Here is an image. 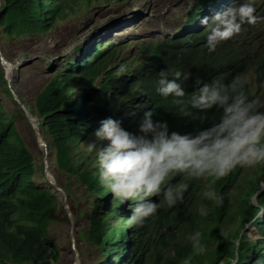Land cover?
I'll return each mask as SVG.
<instances>
[{"label": "clouds", "instance_id": "1", "mask_svg": "<svg viewBox=\"0 0 264 264\" xmlns=\"http://www.w3.org/2000/svg\"><path fill=\"white\" fill-rule=\"evenodd\" d=\"M133 1L136 0H130ZM188 1L192 9L195 0ZM255 2H203L202 10L197 12L191 25L185 24L190 9L179 27L170 34L144 42L158 43V47L169 56L166 58L171 65L158 72L151 88L136 91L133 96L138 104L135 108L141 111V117L132 115L126 122L104 118L84 141L91 137L94 139L87 144L82 143L85 150L94 153L95 157L93 162L86 163L87 172L96 173L104 201L107 191L110 201H120L122 220L127 219L129 226L142 225L147 218L154 216L157 208L169 205L177 211H172L175 216L173 220L168 213L164 231L183 227H172L178 222L176 213L183 211L177 203L194 180H198L196 195H184L186 201L190 200L187 220L191 215L207 216L210 207L221 211L228 198H231L233 213L239 200L231 196L230 191L237 188L236 197H240L248 191L249 179L264 175V167L260 166L264 163V110L258 105V99L264 95V17ZM109 27L114 28L113 25ZM109 33L88 36L81 45L85 49H95L94 45L98 43L107 46V43L113 42L111 37H106ZM90 37L92 39L87 41ZM123 41L130 43V40L119 42ZM137 45L131 44L130 47ZM77 47L71 52L74 57L71 53L65 57L64 67L69 66L68 58L77 61L82 56L77 52ZM130 47L124 50L123 59L128 57ZM2 56L8 59L4 54ZM7 61L13 64L9 59ZM123 62L113 60L111 65L116 67L119 64L118 68ZM13 65L16 69L17 65ZM19 68L22 65L14 69L15 72ZM78 89H75V103L79 104ZM16 94L21 97L18 92ZM82 94V108L73 118L76 122L83 112ZM69 100L67 95L64 100L65 117L66 121L72 123L68 120ZM153 103L164 108L161 119L154 117L151 109ZM170 106L175 108L173 119L180 131L169 126ZM29 115L32 114L28 110V119ZM184 117L187 118L186 123L182 119ZM190 127H193L191 131L182 132ZM254 165H258L259 169L252 176L241 174L243 167ZM179 177L181 179L176 182ZM259 184V188L249 195L254 212L250 213L247 221H241L234 215L230 219L233 224H224L223 231L228 225L237 226V231L225 230V233H235L236 236L228 240L229 248L211 260V264H264V179ZM63 193L67 204L68 198L65 191ZM255 196L257 205L253 199ZM94 199L100 200V196ZM198 203L203 206L199 208ZM111 207L114 208V205ZM105 210L104 206L103 219ZM111 220L114 227L111 259L113 264H124L123 259L117 261L116 257L120 256V248H126L129 244L123 231H120L121 240L116 241L118 233L115 229L120 222L116 218ZM247 224L257 230L256 238L251 239L243 232ZM128 234L130 243V231ZM187 239L195 254L205 252L199 231H193ZM116 248L118 253L115 256ZM126 256L127 253L122 252L121 257ZM181 264H190V261L185 258Z\"/></svg>", "mask_w": 264, "mask_h": 264}, {"label": "trees", "instance_id": "2", "mask_svg": "<svg viewBox=\"0 0 264 264\" xmlns=\"http://www.w3.org/2000/svg\"><path fill=\"white\" fill-rule=\"evenodd\" d=\"M78 1L1 0V45H4L5 40L15 41L53 31L56 25L74 10ZM95 1L97 0H87L86 6L90 7ZM100 1L103 5L111 3V0ZM207 1L212 2V0L194 1L185 24L193 23L197 12L202 10V3ZM90 39L92 38H88L87 41ZM94 46L95 49L92 47L85 49L84 46L79 45L77 52L82 56L77 61L68 58V67L55 69V66L50 68L52 63H48L47 69L52 73L51 81L38 95L33 105L26 103L30 113L37 118L38 128L47 143V151H52L51 157L56 159L60 169L70 171L77 178V183L85 189L82 204L88 208V211L80 210L75 195L66 188L63 190L69 205L79 208L82 217L86 216L89 230L83 229L81 233L86 245L92 247L89 251L93 253V248H98L97 257L90 264H113L111 259L114 231L111 219L113 218L120 222L119 227L115 229L118 233L116 241L121 240L120 231H123L129 244L126 248H120L117 261L123 259L124 264H181L185 258H188L190 264H211V260L216 259L221 252L229 248L228 240L236 236L235 233H225V230H222L224 224L230 222L234 215H237L241 221H247L250 213L254 212L255 207L249 202V195L259 188V182L264 179V175L249 179L248 191L240 197L235 196L239 204L233 213L229 201L231 198H228L221 211L210 207L207 216L191 215L187 220L189 214L187 205L190 204V200L186 201L184 195H196L198 180H194L190 182L189 189L177 203L183 211L181 214L176 213L178 222L172 227H183L164 231L168 213L171 220L175 217L172 212L174 210L169 205H165V208H157L154 216L147 218L142 225L129 226L127 220H122L119 210L120 201L118 199L110 201L108 191L105 193L107 198L104 201L96 173L87 172L86 163L93 162L95 157L94 153L90 154L85 150L82 143H86L84 140L92 135L94 126L104 118L111 117L126 122L132 115L136 118L141 117V111L135 108L138 104L133 96L136 95V91H146L151 88L158 72L169 68L171 64L166 58L169 56L158 47V43H144L130 47L131 44L125 41H113L107 43V46L101 43ZM129 47L131 51L128 57L123 59V52ZM4 55L7 57L5 52ZM71 56L75 55L71 53ZM113 60L124 62L116 68L111 65ZM76 88H82L84 101L83 112L78 115L77 122L73 121V118L82 108V99L79 95V104L75 103ZM0 89L11 95L2 67H0ZM66 93L70 97L67 108L68 120L73 121L72 123L66 121L65 117ZM20 98L24 101L22 97ZM151 109L154 117L161 119L164 108L158 103H153ZM169 113L170 128L180 131L173 119L174 106H170ZM182 119L186 123L187 118ZM192 128H186L182 132L191 131ZM93 139L94 137H91L90 140ZM41 166H43L41 177L44 182L39 183L35 181L38 170L36 159L17 129L16 116L0 100V264H56L60 260L61 250L49 238V230L62 202L52 192L53 187L45 177V166ZM180 179L181 177L176 182ZM98 195L100 200H95L94 197ZM201 202L207 203V201ZM111 205H114V208ZM104 206L105 219L102 212ZM193 231L201 233V242L205 246L203 254H195L192 251L187 237ZM122 252L127 253L125 258L121 257ZM83 253L80 256H83Z\"/></svg>", "mask_w": 264, "mask_h": 264}, {"label": "rangeland", "instance_id": "3", "mask_svg": "<svg viewBox=\"0 0 264 264\" xmlns=\"http://www.w3.org/2000/svg\"><path fill=\"white\" fill-rule=\"evenodd\" d=\"M255 3L258 7L260 6L264 17V0H256ZM86 5L87 0H79L74 10L70 11V14L59 22L53 31L15 41L5 40L4 45H1L2 54L4 52L7 54V58L17 65L16 69L22 65L17 72H15L16 69L14 70L11 87L24 99L23 104L33 105L38 95L51 81L52 73L47 69L48 63H52L50 68L52 66H55V69L64 68L65 57L74 52L78 45L83 44L86 37L106 35L110 32L106 37H111L117 42L130 40L132 46L151 42L157 37L170 34L179 27L185 14L191 9V4L186 0H136L133 2L111 0V3L107 5L97 0L90 7ZM109 25H113L114 28L110 29ZM100 41L103 42L105 39ZM76 55L79 56V53ZM0 67L4 69L1 60ZM76 92L79 96L82 89L79 88ZM0 100L16 116L17 129L36 159L38 170L35 181L39 183L44 182L41 177L43 172L41 165H44L47 154H50L49 161L47 160L49 169L47 168L45 177L49 185L53 187L52 192L62 202L49 230V238L61 250L60 260L56 264H90L97 257L98 248L94 247L93 253L89 251L92 247L86 245L81 233L83 229L89 230L86 216L82 217L80 212V210L88 211V208L82 204L83 187L77 183V178L70 171L59 168L56 159L51 157L52 151H46L47 143L42 133L34 129L28 116L25 112H21L20 105L13 97L0 89ZM258 105L261 110H264V95L258 99ZM29 117L34 118V123L38 125L35 117L32 115ZM260 166H263V163ZM258 169V165L243 167L241 174H249L250 177ZM49 179L56 183H50ZM65 188L78 199L80 210L70 206L68 202L66 204L63 193ZM237 194V188L230 191L231 196ZM256 196L253 199L257 205ZM202 206L198 203L199 208ZM225 230L237 231V226L228 225ZM243 232L251 239L257 237V230L250 227V224L245 225ZM82 252H84L83 256H80ZM117 253L118 251L115 256Z\"/></svg>", "mask_w": 264, "mask_h": 264}, {"label": "water", "instance_id": "4", "mask_svg": "<svg viewBox=\"0 0 264 264\" xmlns=\"http://www.w3.org/2000/svg\"><path fill=\"white\" fill-rule=\"evenodd\" d=\"M0 60H1V63L2 65L4 66L5 68V71H6V78H7V81L9 83V89H10V92L14 98V100L21 106L22 110L25 111V113L28 115V110L26 108V106L21 102L20 98L18 97V95L16 94V92L11 88V82H12V77H13V71L15 69V66L13 64H11L10 62H8L3 56H2V52L0 50ZM29 121L32 123L34 129L36 131H38L39 133V129L38 127L36 126V124L34 123V120L33 118H30L29 117ZM48 158L46 157L45 158V172H46V176H47V168H49L48 166V162H47ZM48 176H49V173H48ZM50 183L52 184H55V182H53L52 179H49L48 180Z\"/></svg>", "mask_w": 264, "mask_h": 264}, {"label": "bare ground", "instance_id": "5", "mask_svg": "<svg viewBox=\"0 0 264 264\" xmlns=\"http://www.w3.org/2000/svg\"><path fill=\"white\" fill-rule=\"evenodd\" d=\"M115 251H117V248L115 249Z\"/></svg>", "mask_w": 264, "mask_h": 264}]
</instances>
